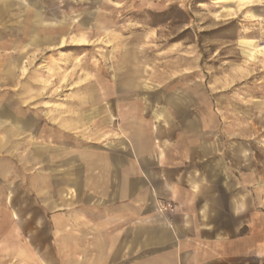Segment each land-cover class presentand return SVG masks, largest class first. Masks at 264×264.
Instances as JSON below:
<instances>
[{
    "label": "rangeland",
    "instance_id": "1",
    "mask_svg": "<svg viewBox=\"0 0 264 264\" xmlns=\"http://www.w3.org/2000/svg\"><path fill=\"white\" fill-rule=\"evenodd\" d=\"M0 58L7 63L0 104L8 108L0 128V240L16 226L18 243L26 240L43 264H61L40 199L49 176L78 169L82 153L125 148L129 129L160 126L167 119L153 111L176 103L179 127L192 120L201 140L184 169L197 170L216 192V211L202 216L210 231L238 236L243 222L241 232L264 238V0H0ZM83 111L84 126L60 124L79 122ZM239 190L249 206L234 215ZM156 209L178 213L166 199ZM9 244L0 241V249ZM23 250L0 251V264H40Z\"/></svg>",
    "mask_w": 264,
    "mask_h": 264
},
{
    "label": "crops",
    "instance_id": "2",
    "mask_svg": "<svg viewBox=\"0 0 264 264\" xmlns=\"http://www.w3.org/2000/svg\"><path fill=\"white\" fill-rule=\"evenodd\" d=\"M122 56L129 57V53ZM6 66L0 58V82L1 68L6 71ZM125 84L133 87L134 80ZM144 86L151 84L145 81ZM176 98L169 96L166 101L171 104ZM159 108L153 112L163 114L166 122L129 129L125 148L112 143L101 153H82L78 169L70 166L49 176L48 192L40 194V199L61 264H232L236 259L249 264V258L264 264V238L241 232L246 223L237 224L238 236L210 231L211 222L202 216L216 211V192H210L213 184L197 176V170L184 169L193 159L194 146L200 145L201 140L194 137L199 129L192 120L185 129L179 127L183 111L177 103ZM7 114V105L0 104V128L7 124ZM63 119V127L74 129L88 122V114L81 112L79 122ZM22 122L29 123L27 119ZM24 125L19 128L23 130ZM204 145L214 147L215 143L204 141ZM246 178V172L240 173V188L246 186ZM221 187L223 193H233L232 187L227 190L223 183ZM242 193L239 190L238 200L229 208L234 215H242L249 206L247 193L245 197ZM202 194L207 197L201 200ZM164 199L176 202V216L163 217L157 211V202ZM12 217L18 216L14 212ZM11 233L0 240L11 245H1L0 251L18 246L27 252L26 258L43 264L26 240L18 243L16 226Z\"/></svg>",
    "mask_w": 264,
    "mask_h": 264
},
{
    "label": "bare ground",
    "instance_id": "3",
    "mask_svg": "<svg viewBox=\"0 0 264 264\" xmlns=\"http://www.w3.org/2000/svg\"><path fill=\"white\" fill-rule=\"evenodd\" d=\"M220 1H224V0H215V2H220ZM240 1H249V0H240Z\"/></svg>",
    "mask_w": 264,
    "mask_h": 264
}]
</instances>
